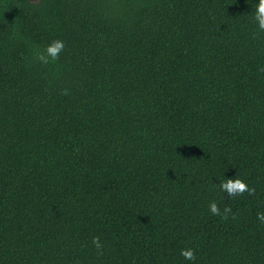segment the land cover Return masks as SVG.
<instances>
[{"label": "trees", "instance_id": "obj_1", "mask_svg": "<svg viewBox=\"0 0 264 264\" xmlns=\"http://www.w3.org/2000/svg\"><path fill=\"white\" fill-rule=\"evenodd\" d=\"M258 2L0 0V264H264Z\"/></svg>", "mask_w": 264, "mask_h": 264}, {"label": "clouds", "instance_id": "obj_2", "mask_svg": "<svg viewBox=\"0 0 264 264\" xmlns=\"http://www.w3.org/2000/svg\"><path fill=\"white\" fill-rule=\"evenodd\" d=\"M251 17L256 23L258 31L264 33V0H259L258 4L255 5ZM64 49V41L54 39L42 51L37 50L34 53L33 58L42 65H49L60 59V55ZM61 94L69 95L68 89H63ZM213 187L218 188L220 192L227 193L230 198L242 196L245 193L249 196H254L256 193L255 188H250L244 180L237 177L235 179H223L221 183L213 185ZM209 211L212 215L219 216L224 220L229 219L230 215L232 219L236 218L235 214L232 213V208L230 206L225 205L223 212H221L215 201L209 203ZM256 218L262 225H264V212H257ZM92 245L97 250L98 255L103 254L104 245L101 243L99 236H94L92 238ZM180 255L187 261L196 260V253L191 248L182 249Z\"/></svg>", "mask_w": 264, "mask_h": 264}]
</instances>
